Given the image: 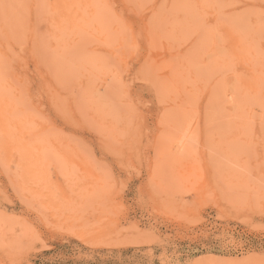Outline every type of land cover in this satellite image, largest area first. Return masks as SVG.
Returning a JSON list of instances; mask_svg holds the SVG:
<instances>
[{
	"label": "rangeland",
	"instance_id": "obj_1",
	"mask_svg": "<svg viewBox=\"0 0 264 264\" xmlns=\"http://www.w3.org/2000/svg\"><path fill=\"white\" fill-rule=\"evenodd\" d=\"M0 264H264V0H0Z\"/></svg>",
	"mask_w": 264,
	"mask_h": 264
}]
</instances>
